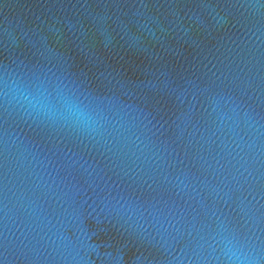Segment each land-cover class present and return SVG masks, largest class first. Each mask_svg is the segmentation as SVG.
I'll return each mask as SVG.
<instances>
[{
  "label": "water",
  "instance_id": "95a60500",
  "mask_svg": "<svg viewBox=\"0 0 264 264\" xmlns=\"http://www.w3.org/2000/svg\"><path fill=\"white\" fill-rule=\"evenodd\" d=\"M0 264H264V0H0Z\"/></svg>",
  "mask_w": 264,
  "mask_h": 264
}]
</instances>
